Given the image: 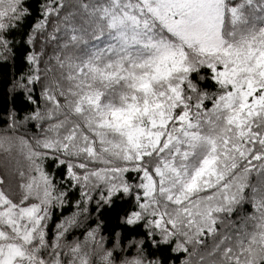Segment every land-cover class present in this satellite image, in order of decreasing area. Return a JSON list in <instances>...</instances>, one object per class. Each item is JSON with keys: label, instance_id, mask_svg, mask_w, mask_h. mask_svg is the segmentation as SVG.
Listing matches in <instances>:
<instances>
[{"label": "snow or ice", "instance_id": "snow-or-ice-1", "mask_svg": "<svg viewBox=\"0 0 264 264\" xmlns=\"http://www.w3.org/2000/svg\"><path fill=\"white\" fill-rule=\"evenodd\" d=\"M0 67V264H264V0H0Z\"/></svg>", "mask_w": 264, "mask_h": 264}, {"label": "trees", "instance_id": "trees-1", "mask_svg": "<svg viewBox=\"0 0 264 264\" xmlns=\"http://www.w3.org/2000/svg\"><path fill=\"white\" fill-rule=\"evenodd\" d=\"M12 71H14V69H12V68L8 69V80L11 79ZM7 87H8V85L6 84L5 78H4V75H3V68L0 67V106L3 105L4 96H5V92L7 91ZM2 115H3V113H2V111H0V116H2ZM2 126H3L2 125V121H0V127H2ZM244 210L245 211H251V208H250L249 205H245L244 206Z\"/></svg>", "mask_w": 264, "mask_h": 264}, {"label": "rangeland", "instance_id": "rangeland-1", "mask_svg": "<svg viewBox=\"0 0 264 264\" xmlns=\"http://www.w3.org/2000/svg\"><path fill=\"white\" fill-rule=\"evenodd\" d=\"M0 168H2V162H0Z\"/></svg>", "mask_w": 264, "mask_h": 264}]
</instances>
